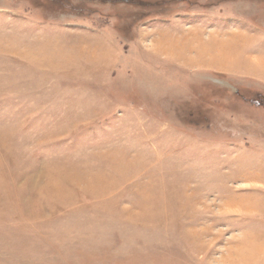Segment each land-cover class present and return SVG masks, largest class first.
<instances>
[{"label": "rangeland", "instance_id": "rangeland-1", "mask_svg": "<svg viewBox=\"0 0 264 264\" xmlns=\"http://www.w3.org/2000/svg\"><path fill=\"white\" fill-rule=\"evenodd\" d=\"M0 264H264V0H0Z\"/></svg>", "mask_w": 264, "mask_h": 264}, {"label": "crops", "instance_id": "crops-1", "mask_svg": "<svg viewBox=\"0 0 264 264\" xmlns=\"http://www.w3.org/2000/svg\"><path fill=\"white\" fill-rule=\"evenodd\" d=\"M249 25L250 26H252V25L254 26V23H252V24L250 23ZM251 28H253V27H251ZM244 47H245L244 44L240 45L239 49L241 50V52L244 50ZM231 51H233V47H232V50Z\"/></svg>", "mask_w": 264, "mask_h": 264}]
</instances>
